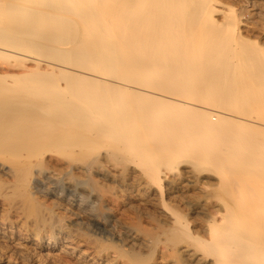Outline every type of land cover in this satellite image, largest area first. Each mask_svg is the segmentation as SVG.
I'll return each mask as SVG.
<instances>
[{"label": "bare ground", "instance_id": "6f19581e", "mask_svg": "<svg viewBox=\"0 0 264 264\" xmlns=\"http://www.w3.org/2000/svg\"><path fill=\"white\" fill-rule=\"evenodd\" d=\"M238 2L244 4L241 10L225 0H0V54L34 63L37 68L32 72L0 76V81L11 78L23 85L17 89L0 84V134L5 136L4 145H0V169H6L17 184L26 186L34 169L43 165L46 169L43 172L41 168L40 174L55 181L60 175L56 168L50 167L46 152L40 154L30 150L36 147L35 144L12 145L6 139L19 134L25 139L31 136L35 139L36 132L54 123H59V144L68 136L82 138L72 150L102 139L108 143L107 138L114 139L116 150L126 143L135 146L138 156L144 160L152 147L193 148L195 156L202 161L199 169H205L198 174L216 172L206 169L208 166L240 174L236 173V179L232 178L227 193L230 200L210 211V222L200 223L202 237L189 233L187 241L174 235L170 238L171 244L167 243L165 250L161 248V262L156 264H264V139L254 134L249 136L250 143L246 144L234 127L242 125L251 128L252 132L264 131V41L259 38L264 36V0ZM56 73H60V79L55 77ZM60 80L65 81L66 87L59 86ZM123 92L152 97L157 103L141 106L133 100H125L120 94ZM173 100L192 111L184 115L191 113L194 118L174 121L160 115L158 111L168 107L165 105ZM220 107L225 111H219ZM158 116L162 117L159 126L154 122ZM173 124L181 130V142L172 145L158 142L159 127L168 129ZM104 150L98 157L100 164L93 171L105 179H115L112 166L105 167L108 165L105 163L111 161H107L108 157L113 155H108L109 149ZM180 155L179 152L173 156L175 159L168 158V163H174ZM190 163L184 173L194 177L197 167ZM80 166L68 167L85 174V168ZM165 173L161 172L163 176ZM153 177L161 186L162 180L154 170ZM68 186L74 187L71 182ZM155 194L146 200L136 198L135 203L159 209L172 231L180 232L181 219L166 201L168 198L159 199ZM88 195L90 198L92 194ZM183 201L175 203L183 205V209L190 207L193 214L201 215L197 203ZM33 207L30 214L40 215L39 209ZM136 230H131L128 236L130 245L133 243L139 249L132 248L126 258L129 264H147L146 254L141 252L145 239ZM31 241L36 242L38 249L50 251L52 248L51 238L45 241L34 235Z\"/></svg>", "mask_w": 264, "mask_h": 264}, {"label": "rangeland", "instance_id": "374dc122", "mask_svg": "<svg viewBox=\"0 0 264 264\" xmlns=\"http://www.w3.org/2000/svg\"><path fill=\"white\" fill-rule=\"evenodd\" d=\"M225 1L229 2L234 7L236 5L235 8H237V10L238 9L241 10L244 7V4H240L238 2V0H231V1L225 0ZM255 35H257V34L255 33ZM263 37L264 36H261V37L259 36V38H261L262 41H264ZM24 62L25 61L22 62V60H20V59L18 60V59H15L13 57H9V56H5V55L0 54V76H3V75L7 76V75H13V74L18 75V74L25 73L26 71L32 72L33 70H37V68L34 66V63L30 64L29 62H25V63ZM32 64H33V66H32ZM22 65H24L26 67V69ZM39 70L40 71L43 70L44 72H47V70L44 68H40ZM56 74H54L55 77L60 79V77H61L60 73H56ZM9 79L11 80V82ZM2 80L3 81H0V84L1 83L4 85L7 84V86L12 87V88L14 87L17 89H21L23 86L20 84L19 81L11 79V78H3ZM9 83H11L12 85L11 84L9 85ZM14 85H16V86H14ZM59 86L66 87L65 81L60 80ZM120 94L122 97L125 98V100H127V101L133 100L138 105H141V106H151L154 103L155 104L157 103V99L152 98V97H146V96H142V95H134V94L128 93V92H126V93L123 92ZM173 101L174 102H171V103L165 105L168 107H165L164 109L159 108L160 109V111H158L159 114L163 115V117H167V118L172 119L174 121H182L185 119H187V121H189V120H192L194 118V117H192L191 113H190V115H184L185 113L189 114V112H192V111H188L186 108H184L182 103L177 102L176 100H173ZM159 109L157 108L156 110H159ZM218 110L221 112L225 111L221 107L218 108ZM161 119H162V117L160 118V116H158L157 119L154 120V122L159 126V122ZM241 126L242 125H236L234 127L236 128V131H235L236 134L239 137L244 138V141H245L244 143H246V144L250 143V141H249L250 137L249 136L254 135V134H257V135H259L260 138L264 139V131H255V132L253 131L252 132L251 128L244 127V126L241 127ZM159 128H160L159 133L160 132L161 133L157 137L158 142H163V143L169 142L171 145L173 143H176V142L177 143L181 142V140H182V136L180 134L181 130H180V128L177 127L176 124H173V126L169 127L168 129L166 127H159ZM241 129H242V131H241ZM59 131H60L59 130V123H54L52 125H46L42 129H40L38 132H36L35 135H38L39 137L37 136V138H35V139H33L32 136H31V138L28 137V139H25V137L21 136L20 134H19V136L18 135H15V136L12 135V137L6 138L8 141L10 140L12 145L13 144H35L36 147L32 148L30 150H34L35 152H39L40 154L46 152L47 156L45 155L46 156L45 158H46L47 162H49L50 167L52 166L51 168H54V169L56 168L55 171L58 172V175H60L61 177L58 176V178L55 181L54 180H47L44 177V175H41L42 174L41 171L44 172V170L46 169L45 166H43V165L37 166L36 169L39 171L34 169L32 174H30V176H29L30 179L28 178L27 185L24 186L20 182H18V184H17L15 177H13L12 174H9L6 169L5 170L0 169V219H2V220H0V251H1L0 252L1 253L0 254V264H35V262H36V264H113V263L114 264H129L130 262L127 261L126 254H130V252H132V250H133L132 248H135L136 246H134L133 243H132V245H130L131 239L129 238L128 233L130 234L131 230L135 231L136 229L140 231L141 237L145 239V244L142 245V250L143 249L144 250L143 251L141 250V252L143 255L146 254V255H144V258H146L145 260H146L147 264H156L158 262H161L160 257H159V253L163 252V249L165 250V247L167 245L171 244V242H170L171 237H173L174 235H178L179 237H181L187 241L190 239V237H189L190 235H188L189 233L190 234L193 233V235L197 234L199 237H202L201 236L202 233L200 232V223L201 222H205V223L210 222L211 219L208 218V216L211 215L210 213L212 211H215L218 208H220L219 206H222L224 204V202H227L228 200H230L231 196H229L227 193L230 190V187L232 185L231 184L232 180L236 179V176H237L236 173H238V172H236V171L233 173H231L232 171L223 172L221 169H212L211 166L210 167L206 166L207 167V168L205 167L206 169L215 170L216 172H210V173H208L209 175L208 174H206V175L198 174V173H201V170L205 171V169H199L200 163L202 161L200 162L198 160L197 156H195V154H194L195 149H193V148L191 149L189 147H186V148L183 147L180 149H177V148L172 149V147L168 148L167 146H165V147H162L160 149H156V147H152V148H150L151 149L150 152L147 153V157H145L146 158L145 160H147V161H145L144 159H142L138 156L139 153L137 151V148H135V146H133V145L126 143V145L123 146L124 148L122 147L121 149L116 150L114 148L115 147L114 146L115 141L113 138H109V139L107 138L108 143H106V141H104L106 139H102V141L100 140V142L97 141L96 142L97 144L94 143L92 145H89V146H86L83 148H79V149L77 148L76 150H72L73 147H74L73 149H75V146L79 145V143L82 142V138L78 137V136L77 137L76 136H74V137L68 136L66 139H63L61 141V143L59 144ZM0 137H2V138H0L1 139L0 145H4L5 136L3 134H0ZM246 137H249V139H246ZM146 140H147V142L149 141V139H146ZM103 141H104V143H103ZM98 142H99V144H98ZM106 145H107V147H106ZM109 145L111 148L108 147ZM59 147H61V148H59ZM65 147L67 148V150ZM104 149H107V150L109 149L108 150L109 151L108 155L110 154L109 156L113 155V156H111V158L108 157L107 161L111 160L110 162L105 163L108 165H105V164L104 165H105V167H108V168H110L112 166V168H110V169L114 170L113 172L117 176L115 179H108V178L105 179V177H102L99 175L97 176L93 171V168L100 164L99 162L101 161V159H99L100 158L99 155L102 151H105ZM0 150H2V148H0ZM54 152H56V153H54ZM179 152L182 155L176 157L177 161H175L174 163H171L172 165L169 164L168 158H170V157L172 158L174 155L179 154ZM71 153H72V155H71ZM117 153L120 156L117 155ZM40 154H38V156H41ZM136 155H137V157H136ZM116 156L118 157V159ZM174 157H173V159H175ZM193 159H194V161H193ZM69 160H71V161H69ZM92 160H93V162H92ZM132 161H134V162H132ZM75 162H78L79 164L75 163ZM96 162H97V164H96ZM112 162H114L115 164L111 165V164H113ZM146 162H147V164L149 163V166L146 164ZM185 162H187V163H185ZM190 162H193V164H195V167H197V170H196L197 172L195 173L196 176H194V177L193 176L189 177L188 174L184 173V171L187 169V166L192 164ZM69 165L72 167L82 165L85 168V174L80 173V172L77 173V171L74 170L72 167L69 168L68 167ZM136 165H138L139 167L142 168L141 171H144V173L142 172L143 174L139 170V167L138 166L136 167ZM82 166H80V167H82ZM41 168H43V169H41ZM67 168L69 169V171ZM40 169H41V171H40ZM89 170H91V171H89ZM153 170H154L155 174L157 173L159 178L162 180L161 186L158 182H156V179L154 177L152 178ZM168 170H169V172H168ZM119 172H121V173H119ZM161 172H164V173L166 172L164 174L165 177L161 174ZM168 173L170 174V176ZM76 174H79V176ZM81 174H83V175H81ZM239 174L240 173H238V176H239ZM11 175H12V177H11ZM187 175H188V178L186 177ZM80 176H82V177H80ZM148 176H150V177H148ZM12 178H13V180H12ZM150 178H151V180H149ZM200 178H201V180H200ZM66 179L68 182H71L74 185V187L76 184V187L75 188L69 187ZM152 179H153V182H152ZM166 179H167V181H166ZM172 179H174L175 182ZM131 180L135 181V182H132ZM117 183H118V185H117ZM153 183H155V184H153ZM172 183H174V184L176 183V184L173 185ZM235 184H236V182H235ZM251 185H255V184L251 183ZM114 186L115 187L117 186V187L115 188ZM18 187H19V189H18ZM138 188L140 190L139 192H138ZM167 188L169 190H167ZM14 189H15V192H14ZM72 190H74V191H72ZM145 190L147 192H145ZM76 191H77V193H76ZM13 192H14V194H13ZM162 192H164V193H162ZM240 192H242V191H240ZM89 193L92 194L91 195L92 199H91V197L89 198V195H88ZM124 193H125V195L121 196ZM135 193H137L138 195H136ZM142 193H144V194H142ZM5 194H7V195L9 194V195L7 196ZM154 194L156 196H158L157 198H159V199H163V196H164V199L168 198V199H166V201H168L171 208L173 207V210L176 212V217L179 220L181 219L180 220L181 225L179 228L181 230L180 232H173L172 231L171 226L169 224L165 223V220L162 217L159 209L150 208V207L148 208V206L145 208V206H139L138 204L135 203L136 198L146 200V199H150V197H152ZM166 194L167 195L169 194V195L167 196ZM132 195H133V197H132ZM148 195H149V197H148ZM130 196H131V198H130ZM27 198H28V200H27ZM173 198L176 200H173ZM180 198L183 199L184 201L180 200ZM170 200H171V202H170ZM22 201H23V203H22ZM179 201H183V203H188V204H190L191 202L197 203L196 208H198L199 211L201 212V215L205 216L206 218L205 217L202 218V216L200 214L199 215L193 214L194 212L192 211V208H190V207L189 208L186 207V209L184 207V209H183V205L179 206L178 203H175V202H179ZM213 202H215V203L213 204ZM30 203H32V204H30ZM220 203H221V205H220ZM21 204H23V205L21 206ZM69 205H71L72 207L71 206L69 207ZM137 205H138V207H137ZM4 206H6V207H4ZM33 206H35L36 209H39L40 215H38V214L31 215L30 214V209L34 208ZM65 206H67V207H65ZM2 207H3V209H2ZM132 207L134 209H132ZM78 209H80V210L77 211ZM212 209H214V210H212ZM182 210L183 211L185 210V211L183 212ZM179 211H180V213H179ZM85 212H86V214H84ZM148 212H149V214H148ZM150 214L152 216H150ZM192 215H194V216H192ZM77 216H79V217H77ZM194 217H196V218H194ZM50 218H52V219H50ZM56 218H57V220L58 219L59 220L57 221ZM158 218H160V220ZM4 220H6V221H4ZM23 221L26 223H24ZM85 221H87V223ZM56 222H57V224H56ZM159 222H160V224H159ZM162 222H164V223H162ZM48 224H51V227ZM194 224H196V225H194ZM8 225H9V227H8ZM38 225H40V227L41 226L42 227L40 228ZM54 225H55V227H53ZM57 225H59V226H57ZM60 225H62V226H60ZM4 226H6V227H4ZM19 228L21 230H18ZM170 228H171V231L169 230ZM40 229L43 231H41ZM188 230H191V231H188ZM57 231L59 234L57 233ZM141 231H143V232H141ZM195 231H196V233H195ZM198 231H199V233H198ZM183 232L185 233V235L183 234ZM143 233H144V235H143ZM23 234H24V236H23ZM20 235H21V237H20ZM34 235H38L41 238L43 237V239H45V241L48 240L49 238H51V240H52L51 250L48 251L47 248H42V249L39 248L38 249L37 245H35L36 242L32 243V241H31ZM66 236H67V238H66ZM147 237H148V239H147ZM149 237L151 240L149 239ZM184 237H186V238H184ZM126 238L130 242L128 240H126ZM160 239H161L162 243H161ZM152 241L155 243H152ZM24 243H26V244H24ZM28 243H29V245H28ZM146 243L148 244V246ZM167 243H169V244H167ZM22 244H24V246ZM164 244H166V245H164ZM18 245L22 246V247L20 248ZM144 246H146V248ZM62 247L64 248L65 251H63ZM130 247H131V249H129ZM161 248H163V249H161ZM138 249H139V247H136V250H138ZM152 249H153V251H152ZM37 250H39V251H37ZM14 251L15 252L17 251L16 253L18 255ZM36 252H39V254H37ZM62 252H64V254ZM48 253H50V256H47ZM56 253H57V255H56ZM19 254H20V256H19ZM62 254L64 256H62ZM83 254L85 255L86 258L84 257ZM38 255H41L42 257L38 256ZM10 257H12V258H10ZM37 257H39V258H37ZM90 258H92V259H90ZM59 262H61V263H59ZM68 262H70V263H68ZM111 262H113V263H111Z\"/></svg>", "mask_w": 264, "mask_h": 264}]
</instances>
